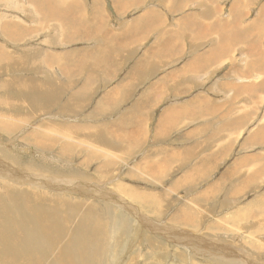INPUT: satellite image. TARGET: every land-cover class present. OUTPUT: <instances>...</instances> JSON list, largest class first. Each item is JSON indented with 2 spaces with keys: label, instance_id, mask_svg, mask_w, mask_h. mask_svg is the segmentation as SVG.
<instances>
[{
  "label": "rangeland",
  "instance_id": "374dc122",
  "mask_svg": "<svg viewBox=\"0 0 264 264\" xmlns=\"http://www.w3.org/2000/svg\"><path fill=\"white\" fill-rule=\"evenodd\" d=\"M117 1L100 0L97 4H101L102 16L106 22L99 21L101 27L111 32H114L115 27L116 32L122 30L121 25L116 23L127 22L128 24L130 20H134L137 10L130 6L141 5L142 1L146 3L150 0H132L133 4H130L128 8L124 6V10H121L124 14H114L111 11V2L114 5V2ZM197 1L199 0L187 2L184 8H181L182 11L185 12L190 5ZM231 1L215 0V5L220 8H228ZM234 1H239L240 17L242 16V19L246 17L247 24L254 21L259 15L264 17V14H261L264 13V10L259 12V7L264 5V0L258 2L257 0ZM57 2L60 4L68 2L70 5H74L75 19L80 21L85 16L90 22V27H95V19L91 20L94 18L91 16V0H57ZM29 4L30 0H0V122L16 126V129L8 132L0 131V160H6L4 157L7 156L12 160L7 163L12 164L15 161L20 164L16 165V170L25 171V173H21L26 177L23 176L24 180H27V177L31 175L29 172L35 171L34 167L38 166L41 169L47 167L55 169L64 166V170L66 168L69 174L85 178V180L84 182L76 180L65 185L73 188L66 192L63 186H58L55 183L56 180L40 178L45 184H41L37 180L40 187H32L34 189L30 190L31 186L28 188L27 185H19L0 176V206L2 209H6L4 205L11 202L9 196L15 198V203L18 205L31 203L33 211L29 220H31L32 226L29 224L27 231L29 228L37 226L41 230L38 236L44 235V237H40L41 248L40 245L32 249L22 248L21 244L15 243L14 240L15 248L0 246V252L7 255L6 259H0V264H45L47 262L36 263L33 260L35 253H38L39 257L41 253L48 255L50 259L53 257V264H264V228L258 230L262 228L259 224V222L262 223L261 214L257 215L254 220L251 219V216L238 218L239 214L236 212L241 211L245 214L248 211L247 213L250 215V211L257 213L258 204L261 203L257 200L264 199V176H262V180H256L255 183L247 182L244 185L239 183V178H244L251 172L259 173L264 170L259 166V159L263 160L262 157H264V144L255 145L258 140L264 139V117L260 118L261 123L256 128L252 125L248 126L245 142L249 144V148L246 147V149L241 145L238 147L237 143L234 144V141L242 135L239 133L234 136L238 132L234 131L238 125L225 124L223 129L226 128L229 132L224 143L217 142L216 147L227 145V150L233 148L227 153V156L219 157L216 163L209 164L204 159L208 158L210 153L205 157L197 158L196 146H192L196 142L176 140L175 137H172L175 134L167 135V133L162 136L165 135V140L161 145L163 147H160L155 141L153 142L154 129H157V117L161 113L157 111L153 116V111H151L145 119V137L147 133L148 140L145 139L142 148L131 155L135 150H133L132 143L116 141V139L123 141L118 136L120 126L117 123L121 116H126L124 119H127L130 115L131 102L129 97L127 99L126 97L136 84L131 87L130 91L129 89L128 91L118 90V94L113 95L114 108L99 115L97 112L100 106L99 100L105 98L106 91L110 90L108 86L111 82H115L117 74H112L113 80L107 79L109 75L100 76L101 72L104 75L107 70L106 62L91 65L87 61L85 63L87 66L80 69L70 80L59 70L67 58L64 54L66 51L74 54L76 51L83 50L90 52L93 46H105L106 42H109L110 36L106 38L100 31V35L95 37V33L89 31L90 36L80 42L64 43L59 41L61 30L57 32L56 29L57 34H55L53 24L40 23V15L33 13L30 7L26 8ZM94 4L95 0H92V5ZM220 11L223 18H229L227 9H223V12L220 9ZM225 12H227L226 15ZM207 16L211 17L207 18ZM212 16L214 15L203 14L202 16V14H198L199 19L204 17L206 21L212 20ZM16 22L22 23L21 27L17 26L18 38L11 37V33L15 32L14 29H6ZM160 22L155 23L154 31L158 44H160V39L157 32L161 29L158 27ZM257 25H260L264 30V23ZM72 28L74 29V27ZM166 28L169 29V26ZM67 29L68 27H65L66 31ZM236 36H239L238 32H236ZM138 38L140 37L138 36L136 40L132 41L138 43ZM151 41H153L152 37H149L144 39L143 43ZM177 46L179 47V45ZM254 48V45L250 44L245 49H239L238 53L235 51L234 58L230 55L229 58L221 60H226L221 66L226 70L224 76H227L228 72L230 73L229 77L232 82L229 84L232 83L231 86H237L236 82L240 85L247 83L244 86L245 89L250 84L252 87L261 85L264 91L260 73L256 72L254 76L240 74V69H244L245 64L247 68L250 65L255 53L253 52ZM235 49L237 47L233 50ZM43 50L44 52H41ZM240 51L244 55L242 58H240ZM50 53L58 61L54 63L55 70L53 66L48 67L51 56H49L46 66L43 62ZM144 54L146 51L142 55ZM20 56L28 62L20 61ZM120 57L113 69L116 72L119 71L118 75L122 76L128 67ZM249 57L252 59H248ZM34 60H40L41 66L36 65L34 69L31 68V63H35ZM246 61L247 63H245ZM217 67L215 65L216 69ZM251 68L255 70V67L251 66ZM83 70L84 75H80ZM126 75L127 73L124 74V77ZM78 76L85 80L86 87L83 90H86V95L74 93L76 87L83 81L82 79L78 85H75L79 79ZM89 76L93 78H89ZM244 80L245 83H243ZM31 84H35V86L29 91ZM37 84L42 88L38 90ZM130 95L134 98V94ZM175 97L180 96L175 95ZM79 100L81 105H78ZM122 100L126 101L121 103ZM94 103L96 105L93 108ZM167 105L169 102L161 103V106ZM180 107V104L173 103L172 109ZM92 108L96 112L95 114H93ZM165 112L163 110L162 114ZM182 113L183 117L190 118V113L183 111ZM132 114L137 115L133 110ZM263 115L264 111H262ZM151 118L152 121H150ZM251 121L254 122L255 119H251ZM116 124L119 132H116L118 134L115 139L108 131ZM62 128L63 132H67L66 137L62 134ZM258 131L261 133L257 134ZM29 134H37L50 139L56 149L69 145L72 149L70 155H65L64 158L58 157L67 161L58 160L54 155L58 152L54 149H47V152L40 150L31 143L32 141H29L31 139ZM91 137L95 139L100 137V141L93 143ZM193 140L196 141V139ZM219 140L221 139L218 138L217 141ZM156 150L159 152L154 154L153 152ZM173 150L182 154L183 160L177 162L178 164L167 165L168 170L163 164L161 170L163 173L160 175L152 174L156 170L152 172L143 170L144 164L150 158L153 160L154 158L159 159L160 156H168ZM188 152H191L190 157L186 156ZM201 154L203 153L201 152ZM59 155L62 154L59 153ZM186 157L189 158L186 159ZM251 158L259 160L256 161L258 166L255 170H253L255 161L247 163ZM220 160H222L220 165L215 169ZM244 161L246 165H244ZM236 163L240 166H233L229 171L230 176L223 180V171H227L229 166ZM27 166L32 167L31 171H26L25 167ZM194 167L204 169L205 174L203 173L202 178L192 172ZM43 172L40 171V173ZM183 176L190 178L187 184L175 187ZM183 182H185L184 179ZM230 182L232 183L231 187ZM134 193L142 196L135 197ZM21 194L29 201L20 200ZM143 195L154 198L149 200V203L156 210L144 204ZM182 209H188L189 212L191 209L194 213L192 215L195 217L193 219H187L182 215L178 217L177 214ZM105 212L112 216L115 223ZM78 222L83 224H78ZM5 224L8 226L18 224L17 226L22 232L20 235L26 233L25 228L19 224L18 220H6ZM5 224L0 223V228L4 229ZM96 226L104 228L102 235L92 236V231ZM47 230H50L51 233L48 231L45 234ZM62 231L64 233H58ZM9 233L10 231L7 230L5 237ZM5 237H1L0 233V243ZM27 237L28 235L24 238L27 239ZM71 239L81 242L83 247L74 250L70 244L73 241ZM66 243H69L70 246L68 244L62 249L61 245ZM43 248L45 249L43 250Z\"/></svg>",
  "mask_w": 264,
  "mask_h": 264
},
{
  "label": "crops",
  "instance_id": "0c3cea01",
  "mask_svg": "<svg viewBox=\"0 0 264 264\" xmlns=\"http://www.w3.org/2000/svg\"><path fill=\"white\" fill-rule=\"evenodd\" d=\"M189 1L191 0H150L146 3L142 1L140 3L141 5L135 4L133 5L134 7L130 6V8L137 10L136 17L134 20H130L128 24L127 22L116 23L121 25L122 30L120 32H116V27L113 30L114 32L101 27L99 21L103 23L106 22H104L102 16L101 4L97 5L100 0H95L94 5H92L91 0V16L94 17L91 18V20H96H94V28L90 27V22L85 16L80 21H78V19L76 20L75 6L70 5L68 2L60 4L57 0H30V4L27 5L28 7L26 8L30 7L33 13L40 15V23L44 25L53 24V26H55V34L61 30V32H59V41L64 43L70 42L71 44L72 42H80L90 36L89 31L95 33V37L100 35V31H102L104 37L108 38V36H110L109 42H106L107 44L105 46L99 45L98 43L99 46H93L90 52L83 50L76 51L74 54L73 52L66 51L64 54L67 58L59 70L63 72V75L68 76L67 79L70 80L80 69L87 66L85 64L87 61H89L88 63L91 65H99L101 62H106L105 65L107 70L104 72V75L103 72H101L100 76L109 75L110 77L108 76L107 79H112V74H117L115 82L109 84L108 88L110 87V90L106 91L105 98L99 100L100 106L97 109L99 115L107 113L114 108L113 95H117L118 90L122 89L128 91L129 89L130 91L131 87L136 84L132 92H128V96L126 97V99L129 97V101L131 102L129 110L130 115L127 119H124L126 116H121L120 121L117 123L120 126V133H116L119 132L116 128L117 124L108 131L115 139L117 134L123 139V141L116 139L117 142L130 143L128 141L130 137L142 139L141 142L145 141V139L148 140L146 138L147 133L145 137L146 115H149V113L153 111L152 114L154 116L156 112L159 111V113H161L160 116L163 115L167 119L173 118L171 120L173 125L165 130H168L166 132L167 135L175 134L172 137H175L176 140L196 142V144L192 146H196L195 148L197 150H195L198 153L197 158L201 156L205 157L211 152L215 154L218 153L217 157L227 156V153L233 147L230 150L224 151L223 146L216 147L217 142L221 144L224 143L225 137L229 132L228 129H223L224 125L230 123L237 124L238 126L240 125L239 127L236 126L237 128L234 129V131H238L234 136L239 133L242 135L234 141V144L237 143L238 147L241 145L244 149H246V147L249 148V144L245 142L248 133L246 130L250 125L256 128L258 124L261 123L260 118L264 117V115L262 116V111H264V91L261 85L252 87V84L244 89L243 87L247 84L245 80L243 81L245 84L240 85V83L236 82L235 85L237 84V86H231L232 83L229 84V82H232V79L229 77L230 73L228 72L227 76H224L226 70L222 69L221 66L224 61H226L221 60L226 57L229 58L230 52L228 51L226 54H220L217 59L214 58V53L222 48L224 53L226 50L230 49L231 45H234L233 41L242 43V49L253 44L255 47L253 50V52H255L252 57L253 59L251 57L248 58L252 59L250 65L247 68L245 64V68L240 69V74L243 73L246 76H254L256 72H258L260 76L262 75L261 84L264 86V30L260 25H257L259 23H264V17L259 15L254 21L247 24L245 22L246 17L243 19L242 16L240 17L241 12L238 8L239 1L236 2L234 0L229 3L228 8L216 7L215 0H199L190 5L185 12L182 11L181 8H184L185 4ZM258 1L259 0H257V2ZM130 4H133L132 0H118L114 2V5L111 2V11H113L114 14H124L121 10H124V6L128 8ZM220 9L222 12L223 9H227V16H229V18H223ZM263 10L264 5L259 7L260 13L263 12ZM227 12H225V15ZM242 13L244 14V11ZM198 14H202V16L203 14H211L214 16H212V20L206 21L204 17L199 19ZM169 17H171V19L168 20ZM210 17L211 16H207V18ZM157 21H161L158 26L161 29L157 32L160 44L156 43L157 36L154 32L156 28L155 23ZM98 22L99 24H97ZM21 25L22 23L16 22L13 26L6 27V29H14L17 31V26L21 27ZM148 26L149 28H147ZM168 26L169 29L166 28ZM65 27H68L67 31ZM72 27H74V29ZM243 30L244 32H242ZM236 32L239 33V36H236ZM138 36L140 37L138 38V43L133 42L132 40H136ZM149 37H152L153 41L144 44L143 40ZM15 40L18 41V39ZM175 41L176 43H174ZM177 45H179V47ZM145 51L146 54L142 55ZM41 52H44V50ZM182 53L184 54L180 56ZM4 55L6 56L5 52ZM49 56H51V59L48 67L53 66L55 70L54 63L58 61L52 53H50L43 62L46 66ZM119 56H121L120 58L124 60L128 67L125 72L127 73L125 77V73L120 76L118 75L119 71L116 72V70L113 69ZM243 56L244 55L240 51V58ZM20 61L28 62V60L23 59L21 56ZM40 63H42L40 60H36L35 63L32 62L31 68L34 69L36 65L41 66ZM148 63L151 64L148 65ZM245 63H247V61ZM240 64L243 63L240 62ZM215 65L216 67L218 66L217 69ZM251 66L255 67V70L252 69ZM110 67L111 69H109ZM123 70H125V68H123ZM80 75H84V70ZM78 77L79 79L76 81L75 85H78L83 79L81 76ZM89 78L93 77L89 76ZM121 79L122 81L120 82ZM91 80L93 82V79ZM34 86L35 84H31L29 86V91H31ZM37 87L38 90L42 88L39 84H37ZM85 87L86 83L83 79L82 83L76 87L74 93L77 95H86V90H83ZM130 94H134V98ZM175 95H179L180 97L176 98ZM104 99H107L109 104H103ZM123 101L126 100H122L121 103H124ZM163 102H169V105L161 106ZM173 103L180 104L181 107L172 109ZM78 105H81L80 100L78 101ZM95 105L96 103H94L93 108ZM93 108L91 109L92 111ZM132 110L137 113V115H133ZM163 110L166 111L164 114H162ZM143 111H146V113ZM182 111L190 113V118L183 117ZM95 113L96 112L93 111V114ZM242 117L244 118L241 119ZM152 118L150 121H152ZM225 118L226 120H224ZM251 119H255V121L253 122ZM154 120L156 119L154 118ZM250 122L253 124H249ZM123 124L125 125L124 127ZM135 126L141 127L143 132H139L137 135L130 133L129 131ZM183 127L185 128L184 130ZM78 131L80 130L78 129ZM215 132L217 136H214ZM165 135L162 137L163 135L160 136L156 134V130L154 129L153 142L155 141L160 147H163L161 145L165 140ZM218 138L221 140L217 141ZM193 139H196V141ZM156 152H159V150L153 153L156 154ZM201 152L203 154H201ZM221 161L222 160H220L215 169L218 168ZM249 162L250 161H247V163ZM244 165H246V162ZM233 166L238 167L240 164L236 163L235 165H231L227 171H223L222 174L224 179L230 176L229 171L232 170ZM255 169L254 167L253 170ZM246 177L249 179H256L257 174L251 172L250 175ZM246 177L239 178V183H245ZM180 185L181 182L177 183L175 187H179ZM256 214L257 213H255V215ZM258 230H262V228Z\"/></svg>",
  "mask_w": 264,
  "mask_h": 264
},
{
  "label": "bare ground",
  "instance_id": "6f19581e",
  "mask_svg": "<svg viewBox=\"0 0 264 264\" xmlns=\"http://www.w3.org/2000/svg\"><path fill=\"white\" fill-rule=\"evenodd\" d=\"M18 31L16 32H12L11 33V37H14V38H18ZM264 35V33H263ZM234 42V45H231L230 49L226 50L224 53H223V48L220 49V50H217L215 53H214V58L217 59L219 57L220 54H226L228 51L230 52V55H232L231 57L234 58L235 54L234 52L236 51V53L239 52V49H242V43H236L235 41ZM235 47H237V49L233 50ZM244 88V87H243ZM240 89V88H238ZM245 89V88H244ZM236 91V90H235ZM234 91V92H235ZM241 91V90H240ZM246 91V90H244ZM232 92V91H231ZM237 95V94H235ZM245 95V93H244ZM103 104H109V101L107 99H104L103 100ZM144 113H146V111H143ZM211 112V111H210ZM243 112V111H242ZM140 113H141V110H140ZM140 116V114H139ZM242 116V115H240ZM141 117V116H140ZM239 117V116H238ZM240 118V117H239ZM238 118V119H239ZM244 117H242L241 119H243ZM173 118H170V119H167L165 118L163 115L159 116L158 117V126H157V129H156V134L162 136L164 133H166L167 131L166 128L170 127L173 125V123H171V120ZM173 122V121H172ZM16 126L14 125H5V123H2L0 122V131L1 132H8V131H11L13 129H16L15 128ZM63 128L61 129L62 131V134L63 136L66 137V133L67 132H63ZM161 131V132H160ZM130 133L132 134H135L137 135L139 132H143L141 127L139 126H135V127H132V129L129 131ZM90 133V132H89ZM98 133V132H97ZM261 132L258 131L257 134H259ZM256 134V135H257ZM94 136V135H93ZM217 136V135H215ZM29 137L31 138L29 141H32L31 143L33 145H35L36 147H38L40 150L44 151L46 150L47 152V149H54V151L58 152V154H54L56 156V158L58 160H63V161H67L65 159H61V158H64L63 156L65 155H70V152L72 151L71 147L69 145H66V146H60L58 149H56V146L53 144V142L50 140V139H47L43 136H39V135H30L29 134ZM89 137V136H88ZM91 140L93 143L100 141V137H98L97 139H95L94 137L92 138L91 137ZM142 139H138V138H135V137H130L129 138V142L133 144V150L131 155H133L134 152L136 151H139L141 148H142V144L144 141L141 142ZM255 142V140H254ZM102 143V142H101ZM264 144V139H261V140H258L255 145H263ZM223 151L224 150H227L228 147L227 145L226 146H223ZM218 148V147H217ZM51 150V151H52ZM214 150V149H213ZM130 151V150H129ZM1 153V152H0ZM59 153H61L62 155L60 156ZM158 152H156L157 154ZM1 155V154H0ZM3 155V154H2ZM6 155V154H5ZM191 153L188 152L186 153V156H189L190 157ZM210 156L206 159H204V161H207V163L209 164H214L216 163V160L219 159L218 156V153H214V152H211L209 154ZM220 155V154H219ZM2 157V156H1ZM58 157H61V158H58ZM71 157V156H70ZM189 157H186L189 158ZM6 160H0V176H3V177H6L8 178L9 180H11L12 182H15L16 184H22V185H27L28 188L31 186L32 187H40V184L37 183V180H39V182L41 184H45L43 181L40 180V178H45V179H49L50 181H54L56 180L57 182H55L58 186H63V189L68 192V191H71L73 188L71 187H67L65 185H68L69 183H72L76 180H79L80 182H84L85 178H78L77 176L75 175H72V174H69V172L66 170H64V166H61L60 168H55V169H52L51 167H47L46 169H41V168H38V167H34L35 171H31V168L30 166H27L25 167L26 168V171L29 172L31 175L28 176L27 180H24L26 177L25 175H22L21 173H25V171H18L16 170V165H20L18 163H16L15 161L12 162V164L10 163H7L8 161H12L11 159H9L7 156L4 157ZM8 158V159H7ZM157 158V157H156ZM263 160L259 159L260 160V164L259 166H261L262 169H264V157H262ZM183 160L182 159V154L178 153L177 151L175 152V150L172 151V153H170L168 156H160L159 159H149L143 166V170L144 171H147V172H152L154 170H156V172H152L153 175H160L162 174L163 172H161V170L163 169V164H164V167L168 170L167 168V165H172L173 163H176L178 164L177 162ZM258 159L256 158H251L249 159L248 161L250 162H254L255 161V164H254V167L256 168L258 166V162L256 161H259ZM164 161V162H163ZM175 161V162H174ZM163 162V163H161ZM22 164V163H21ZM83 166V165H81ZM84 167V166H83ZM22 168V167H20ZM171 169V168H170ZM158 170V171H157ZM40 171H44L43 173H40ZM172 171V170H171ZM192 172L194 173H197L198 175H200V177L202 178L203 177V173L205 172L204 169L202 167L200 168H197V167H194L192 168ZM27 174V173H26ZM257 175L259 174V176L256 178V179H253V178H248L246 177V182H249V184H251V182H256V180H262V176H264V170H262V172H259V173H256ZM29 175V174H28ZM60 175H66V176H60ZM23 176L25 177L23 179ZM228 178V177H227ZM30 179V180H29ZM183 179L185 182H183ZM189 177L187 178L186 176H183L181 180H179L177 183L181 182V184H187V181H189ZM264 179V178H263ZM224 180V178H223ZM176 183V184H177ZM243 183V185L245 184ZM230 186H231V182L229 183ZM235 184V183H234ZM236 185V184H235ZM27 188V187H26ZM58 188H62V187H58ZM34 188L30 189V190H33ZM29 190V189H28ZM61 190V189H60ZM4 191V190H3ZM27 192V191H26ZM33 192H36V191H33ZM5 193V192H4ZM30 194V193H29ZM34 194V193H33ZM239 194V193H238ZM35 195V194H34ZM135 197H140L142 195H137L135 194ZM5 197V196H4ZM21 199L20 200H26V201H29L27 197H25L24 195H20ZM30 197H33L30 195ZM8 198V197H7ZM143 198H144V204L147 206V207H151L153 210L156 208H154V206H151L150 203H149V200H152L154 199L153 197H149V196H146V195H143ZM5 199V198H4ZM9 199L11 200V202H9V204H5V208L6 209H2V206H0V211L1 214H0V223H4L5 224V221L6 220H18L19 221V224L25 228V234L24 235H20L22 232L20 230V228L17 226L18 224H14V226H8L7 224L4 225V229H1L0 228V233H1V237H5V233L7 232V230L10 231V233L8 235H6L5 239L3 240L2 239V242L0 243V246H4V247H11V248H15L14 247V244L19 242L22 246V248H25V247H28L29 249H32V248H37L39 245H40V248L42 247L41 245V241H40V237H44L43 236H38L39 233H41V230L35 226V227H31L29 228V230L27 231V228L29 226V224L31 223V220L30 217L32 215V211H33V208L31 206V203L28 202V204H24L22 203V205H18L17 203H15V198L9 196ZM37 199V198H36ZM67 201V200H65ZM258 202H261L259 203V208H258V212L257 214L255 215V213H253V211H250L251 212V215L250 213H246L244 214L241 213V211H236L238 214H239V217H242V216H245L244 218L246 217H249L251 216L254 220L256 218L257 215L261 214L262 216V223L259 222L260 226H262V229L264 228V199L262 200H257ZM3 202V201H2ZM71 203V201H70ZM155 205V204H154ZM13 208H12V207ZM80 209V207H78ZM252 208V207H251ZM78 209V211H79ZM256 209V208H255ZM187 210V211H186ZM251 210V209H250ZM253 210V209H252ZM55 211V210H54ZM108 212V211H107ZM186 212V213H184ZM192 210L190 209V212L188 209H182L180 211L178 215H182V217H187V219H193L195 216L192 215ZM241 213V214H240ZM105 214H107L105 212ZM194 214V213H193ZM244 214V215H242ZM36 215V214H35ZM54 215V214H53ZM108 216H110L109 214H107ZM40 216V215H39ZM111 217V220L115 223V220ZM260 217V216H259ZM40 218V217H38ZM261 218V217H260ZM34 219V218H33ZM46 219V218H45ZM80 219L82 220V217H80ZM79 219V220H80ZM36 220V219H35ZM233 220V219H232ZM3 221V222H2ZM25 221V222H24ZM42 221V220H41ZM36 222V221H35ZM38 222V221H37ZM35 224V223H34ZM39 224V223H38ZM78 224H81L80 222H78ZM83 224V223H82ZM81 224V225H82ZM3 225V224H2ZM31 225V224H30ZM32 226V225H31ZM39 226V225H38ZM76 228V227H75ZM77 229V228H76ZM48 231L51 233L50 230H47V232L45 234L48 233ZM75 231V230H74ZM104 231V228L102 226H96L93 231H92V236H100L102 235ZM21 232V233H20ZM58 233H64L63 231L62 232H58ZM73 233V231H72ZM28 235L27 239H25L24 237ZM70 237V236H69ZM70 239V238H69ZM13 240L15 241V243H13ZM73 240V239H71ZM78 240V239H76ZM70 241V240H69ZM64 242V241H63ZM69 243H66V244H63L61 245L62 249L67 247ZM71 246H73L72 248L74 250H76V248H82L83 245L81 242H78V241H72L71 243ZM69 244V246H70ZM44 245V244H43ZM47 247V246H46ZM45 247V248H46ZM43 248V250L45 249ZM62 249H60L62 251ZM63 252V251H62ZM68 253V252H67ZM7 258V255L5 254H2L0 252V259H6ZM29 260V259H28ZM33 260L36 262V263H40V262H43V261H47L45 264H53L54 263V260H53V257L52 259H50L48 257V255L46 254H42L40 255V257L38 256V253H35L34 254V257H33ZM50 261V263H49ZM32 263V262H30Z\"/></svg>",
  "mask_w": 264,
  "mask_h": 264
}]
</instances>
